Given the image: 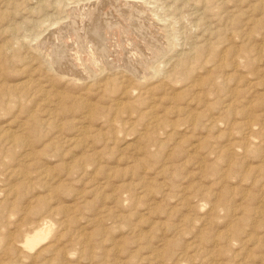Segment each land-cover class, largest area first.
I'll list each match as a JSON object with an SVG mask.
<instances>
[{
	"label": "rangeland",
	"instance_id": "obj_1",
	"mask_svg": "<svg viewBox=\"0 0 264 264\" xmlns=\"http://www.w3.org/2000/svg\"><path fill=\"white\" fill-rule=\"evenodd\" d=\"M0 264H264V0H0Z\"/></svg>",
	"mask_w": 264,
	"mask_h": 264
},
{
	"label": "bare ground",
	"instance_id": "obj_2",
	"mask_svg": "<svg viewBox=\"0 0 264 264\" xmlns=\"http://www.w3.org/2000/svg\"><path fill=\"white\" fill-rule=\"evenodd\" d=\"M98 1V0H97ZM100 2V1H99ZM110 2V1H109ZM90 3V2H89ZM95 3H96V1H95ZM97 4H100V3H97ZM145 4V3H144ZM95 5V4H94ZM122 5H124L123 3H122ZM146 5V4H145ZM97 7H98V5H96ZM101 6V5H100ZM99 6V7H100ZM87 7V6H86ZM85 7V8H86ZM95 6H93V8H94ZM91 9L90 10H88V8L86 9L87 11H85V10H83L82 9V14H81V18L79 19V21H78V27H79V30H80V32L82 33V31H83V33H84V29L86 30V20L88 21L89 19H91V16L93 15V11L95 10V8L94 9H92V7H90ZM114 8V7H113ZM145 8V7H144ZM110 9V8H109ZM133 9V8H132ZM103 10V9H102ZM64 11V10H63ZM149 11V10H148ZM153 11V10H152ZM100 12V11H99ZM98 12V13H99ZM110 12V11H109ZM74 13V12H73ZM97 13V14H98ZM106 13V12H105ZM114 13V12H113ZM139 13H140V11H139ZM153 13V12H152ZM77 14V13H76ZM66 15V14H65ZM72 15V14H71ZM100 14H98V16H99ZM140 15V14H139ZM150 15H152V14H150ZM153 15H155V13L153 14ZM94 16H95V14H94ZM97 16V15H96ZM103 16H105V15H103ZM69 17V16H68ZM101 17V16H100ZM152 18H153V16H151ZM78 18V17H77ZM98 18V17H97ZM105 18V17H104ZM68 19V18H67ZM97 20V19H96ZM142 20V19H141ZM92 21H93V17H92ZM98 21V20H97ZM106 21V20H105ZM108 21V20H107ZM143 21V20H142ZM157 21V20H156ZM156 21H155V23H156ZM153 22V21H152ZM97 23V22H96ZM101 23V22H100ZM100 23H99V25H100ZM107 23V22H106ZM93 24V23H92ZM95 24V23H94ZM103 24V23H102ZM105 24V23H104ZM129 24V23H128ZM150 24H152V23H150ZM160 24H162V23H160ZM73 25H75V24H73ZM88 25H90V21H89V24ZM87 25V26H88ZM77 26V25H76ZM92 26H94V25H92ZM106 26H107V24H106ZM154 26V25H153ZM71 27V26H70ZM73 27V26H72ZM89 27V26H88ZM87 27V28H88ZM157 27V26H156ZM96 28V27H95ZM160 28V27H159ZM75 29V28H74ZM77 29V28H76ZM108 29V28H107ZM154 29V28H153ZM163 29V28H162ZM88 30V29H87ZM93 30V29H92ZM98 30V29H97ZM104 30V29H103ZM149 30V29H148ZM71 31V30H70ZM88 31H90V30H88ZM95 32H96V30H94ZM121 31H122V34H125V37H128L129 36V34L126 32V30H123V29H121ZM163 31H165V30H163ZM57 32L58 31H56V34H57ZM79 32V31H78ZM150 33V32H149ZM152 33V32H151ZM150 33V34H151ZM61 34V33H60ZM87 34H89V32L87 33ZM87 34H81V35H77V34H70V35H67L68 36V38L69 37H73L72 38V41L70 42L71 43V47H68L67 49H68V58H69V60L68 61H66V63H63L64 65L62 66V65H60V64H58L57 65V67H56V69L60 72V71H62V70H64V74H63V72H62V75H63V77L65 78V79H68V80H72V81H76L77 80V78H80V77H78L77 75L79 74H82V75H85V76H88L89 75V73H88V69H93V68H95L96 66H98V70L100 71V68H99V65L98 64H100V65H102L101 63H102V59H100V56L97 54V49L95 48V44H94V41H93V37H95V34L93 35V37L92 38H89V37H87L88 35ZM104 34V37H108V32L106 31L105 33H103ZM161 34V33H160ZM87 35V36H86ZM128 35V36H127ZM58 36V35H57ZM60 36V35H59ZM92 36V35H91ZM98 36V35H97ZM96 36V37H97ZM137 36V35H136ZM163 36V35H162ZM53 37V36H52ZM74 37H81L80 38V45H79V42H77V38H74ZM99 37H103V35L101 34ZM71 39V38H70ZM129 40H130V38H129ZM128 40V41H129ZM166 40V39H165ZM118 41V40H117ZM127 41V40H126ZM127 41V42H128ZM134 41V40H133ZM168 41V40H167ZM65 43H66V41H64ZM67 42H69V40L67 41ZM108 42V41H107ZM163 42V41H162ZM128 44V43H127ZM143 44V43H142ZM206 44V43H205ZM51 45V44H50ZM66 45V44H65ZM107 45H108V43H107ZM169 45V44H168ZM48 47V46H47ZM116 49H119L118 47H122V46H120L119 45V43H117L116 42ZM127 47H128V52H130L131 53V55H132V53H133V55H134V52H135V55L134 56H136V51H134L133 49V47H134V43L132 42H130V44H128L127 45ZM144 47H145V45H144ZM143 47V48H144ZM147 47H149V46H147ZM163 47H165V46H163ZM51 48V47H50ZM50 48H48L49 50H50ZM66 48V47H65ZM122 48H124V47H122ZM99 49V48H98ZM115 49V50H116ZM150 49V48H149ZM158 49V48H157ZM163 49V48H162ZM166 49V48H165ZM46 50V49H45ZM44 50V51H45ZM124 50V49H123ZM168 50V49H167ZM52 51V50H51ZM51 51H49L50 53L49 54H46L47 56H46V58L47 59H50V60H52V58H51ZM127 51V50H126ZM134 51V52H133ZM150 51V50H149ZM156 51V50H155ZM40 52H42V50L40 51ZM40 52H39V54H40ZM67 52V51H66ZM111 52V51H110ZM118 55L119 54H121V52H122V50L121 49H119V50H116L115 51ZM64 53H65V51H64ZM99 53H100V50H99ZM104 53V52H103ZM142 53V52H141ZM151 53V52H150ZM154 53V52H153ZM173 53V52H172ZM41 54H43V53H41ZM115 54V53H114ZM117 54H115V56L117 55ZM180 54V53H179ZM44 56H45V53L43 54ZM42 55V56H43ZM101 55V54H100ZM117 55V56H118ZM139 55V54H138ZM149 55H151V54H149ZM120 56V55H119ZM128 56H130V55H128ZM145 56V55H144ZM140 57V56H139ZM139 57H137L138 59H139ZM153 57H155V53H154V56ZM45 58V57H44ZM45 58V59H46ZM110 58V57H109ZM122 58V57H121ZM130 58H131V56H130ZM55 59V58H54ZM111 59V58H110ZM141 59V58H140ZM148 59V58H147ZM49 60V61H50ZM65 60H67V59H65ZM109 60V59H108ZM192 60V59H191ZM105 61V60H104ZM119 61H122V60H120V57L119 58H117V63H119ZM134 61H136V60H134ZM48 62V61H47ZM51 63H52V61H51ZM117 63H116V65H117ZM133 63V62H132ZM122 64V63H121ZM136 64V63H135ZM52 66V65H51ZM103 66H104V64H103ZM105 66L107 67V68H109L110 66H112V63L110 64H108V63H106L105 64ZM137 66V65H136ZM125 67V66H124ZM142 67V66H141ZM101 68H105V67H101ZM135 68V67H134ZM137 68V67H136ZM154 68V67H153ZM144 69V68H143ZM51 70V69H50ZM94 70V69H93ZM138 70H139V68H138ZM145 70H147V69H145ZM154 70V69H153ZM111 71V70H110ZM143 71V70H142ZM91 72V71H90ZM153 73H154V71H153ZM61 75V74H60ZM95 75V74H94ZM144 75H146V74H144ZM143 75V76H144ZM84 76V77H85ZM90 76V75H89ZM132 76V75H131ZM91 77V76H90ZM101 77V76H100ZM146 77V76H145ZM61 78V77H60ZM88 78V77H87ZM86 78V79H87ZM142 79V78H141ZM79 80V79H78ZM80 82V81H79ZM34 230V229H33ZM43 233L41 232V231H39V232H36V233H34L31 237H27V238H25V240L24 241H22L21 243V245L19 246V251L21 250V251H27V249H29L33 244H35V243H37V242H39V241H41L42 239H43ZM25 257V256H24Z\"/></svg>",
	"mask_w": 264,
	"mask_h": 264
}]
</instances>
